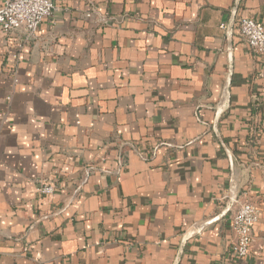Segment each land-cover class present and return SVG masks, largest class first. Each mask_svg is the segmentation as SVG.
I'll list each match as a JSON object with an SVG mask.
<instances>
[{
	"label": "crops",
	"instance_id": "1",
	"mask_svg": "<svg viewBox=\"0 0 264 264\" xmlns=\"http://www.w3.org/2000/svg\"><path fill=\"white\" fill-rule=\"evenodd\" d=\"M54 2L17 84L0 31V264H173L212 218L179 264H264V56L236 27L264 26V0H241L229 52L234 0ZM232 176L258 210L240 260L221 216Z\"/></svg>",
	"mask_w": 264,
	"mask_h": 264
},
{
	"label": "built area",
	"instance_id": "2",
	"mask_svg": "<svg viewBox=\"0 0 264 264\" xmlns=\"http://www.w3.org/2000/svg\"><path fill=\"white\" fill-rule=\"evenodd\" d=\"M55 11L54 0H4L0 6V31L5 38L12 39L16 46L12 66L14 84H17L15 75L24 46L35 40L39 26L43 21L52 18ZM93 13L92 9L84 12V18L92 19ZM97 22L103 24L105 21L102 17H99ZM236 27L240 39L250 54L253 57H263L264 26L252 19L240 18L236 21ZM219 28L225 35L227 23L221 24ZM54 190L52 183L43 181L39 182L37 188V192L41 196L51 195ZM221 201L224 202V209L227 203L231 204L226 212L230 215V230L234 235L229 253L238 260L243 259L249 254L252 228L258 222V210L254 203L248 199L246 193L236 187L234 189L230 188L227 195L221 198ZM214 219L212 218L199 228H192L190 232L198 235Z\"/></svg>",
	"mask_w": 264,
	"mask_h": 264
},
{
	"label": "water",
	"instance_id": "3",
	"mask_svg": "<svg viewBox=\"0 0 264 264\" xmlns=\"http://www.w3.org/2000/svg\"><path fill=\"white\" fill-rule=\"evenodd\" d=\"M240 2H241V0H234L232 8H231V10L229 12V18H228V21H227V28H226V31H225V39H226V41L228 43V52L231 50L230 46H231V39H232V31H233V26H234V23H235L236 13H237V10H238ZM231 76H232V58H231V54H229L228 55V84L226 86V94L227 95H226V98L224 99L223 103L215 109V119H214L213 126H212V131H213V133L215 134L216 138L218 139V141L220 142V144L222 146H223V143H222V141H221V139L219 137V134H218V132L216 130V123H217V120L220 117V115L222 113H224L226 111V109L228 108V88H229V81H230ZM224 151H225V153H226V155H227V157L229 159V162H230V164L232 166V160H231L230 153L226 149H224ZM235 187L236 186L234 184V178L232 176L230 178V188L234 189ZM230 207H231V204L227 203L225 209L221 213V216H224ZM193 236H195V234L190 232V233L186 234L184 237H182L180 245H179V248H178V251H177V254H176V257H175V259L173 261V264H179V261H180L184 246H185L187 240H189Z\"/></svg>",
	"mask_w": 264,
	"mask_h": 264
}]
</instances>
